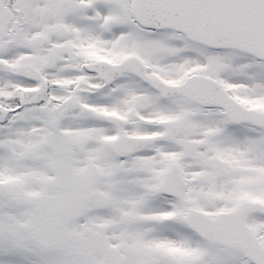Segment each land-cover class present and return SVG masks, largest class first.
Masks as SVG:
<instances>
[{"label":"snow or ice","instance_id":"obj_1","mask_svg":"<svg viewBox=\"0 0 264 264\" xmlns=\"http://www.w3.org/2000/svg\"><path fill=\"white\" fill-rule=\"evenodd\" d=\"M0 264H264V0H0Z\"/></svg>","mask_w":264,"mask_h":264}]
</instances>
